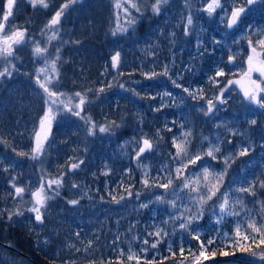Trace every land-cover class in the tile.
<instances>
[{
    "label": "trees",
    "instance_id": "1",
    "mask_svg": "<svg viewBox=\"0 0 264 264\" xmlns=\"http://www.w3.org/2000/svg\"><path fill=\"white\" fill-rule=\"evenodd\" d=\"M123 2L81 0L72 5L65 10L63 22L57 27L60 29L59 34L50 44L47 38L52 34L45 31L42 35L41 30L64 0H48L47 9L39 6L34 9L28 0H17L13 14L6 22L9 28L27 29V34L26 43L15 45L16 58L12 60L20 72H14L11 79L0 83V136L7 139V145L0 144V213L4 214L0 216V242L16 248L25 256L0 245V264H120L121 250L126 256L129 247L143 257L140 249L147 246L143 245L142 240L153 239L147 237V231L163 226L172 233L173 224L169 214L177 210L168 204L159 203H153L147 209L139 208L140 203L153 193L164 192L163 189L144 187L141 180L145 171L152 177L159 173L162 164L168 163L169 154L174 155L176 152L172 138L177 137L179 143L184 139L183 133L188 130L193 132L192 137H189L190 151L206 147L208 141L204 137L214 139L217 133L227 135L225 125L247 132L246 137H231L233 145L238 147L241 141L246 140L257 145L249 157H242L232 164L224 176L221 192L229 189L230 185L232 188L239 187L233 181H243L245 178L256 182L264 180V148L259 146L260 138L264 136V115L259 113H264V109L248 105L242 91L233 84L229 92L225 93L226 96L230 95V99L227 104L220 106L223 110L213 118L205 117L200 111V106H206V100L217 91L209 82V77L214 75L217 67L224 68L226 72L224 77L219 78L221 87L224 81H235L244 73L250 54L245 46L250 36L246 26L253 24L264 28V12L257 9L248 14L240 29L228 30L221 22V9L218 8L209 17L202 11L207 6L205 0H191L194 30L185 37L183 26L188 11L185 0H170L158 16L151 11L153 0H142V14L133 10V15L137 17L134 27L126 33L117 31L113 36L112 32L126 23L124 11L115 7L116 3ZM6 3L7 0H0V18L7 10ZM231 6L232 0H228L227 7ZM171 32L176 34L175 44L169 42ZM225 32L229 37L225 47L215 45L216 51L211 55L197 56L198 38L211 51L213 35L220 39ZM251 39L255 41L256 37L251 36ZM37 41L48 48L46 55L52 59H55L56 50L51 47L60 50L57 87L65 93V99L74 96L77 91L86 93L90 102L83 106L81 116L90 117L97 125L112 121L119 125L110 133L97 132L95 136H88V125L80 117L63 111L56 115L48 151L40 160L44 174L49 178L62 175L63 185L59 188V195L47 202L43 225L30 223L34 214L28 212L13 217L11 222L6 215L8 210H12L11 204L14 201L11 195L14 193L13 183L25 189L23 199L17 198L14 201L18 207L21 203H33L32 193L40 186L38 161L29 155L16 154L32 152L35 132L39 131L40 118L47 109L38 94L41 90H33L35 86L31 77L38 68L44 67L43 57L33 55L32 49ZM257 51L264 49L258 48ZM116 52L120 53V65L118 69H113L111 57ZM230 55L235 56L234 66L228 62ZM165 64L170 68L172 79L163 75L151 80L145 77L144 73L162 72ZM189 64L193 66L192 70L183 72V78L178 79L180 69ZM24 72L29 75L25 76ZM172 80L190 89H203L204 99H193L182 88H177ZM101 88L103 92L98 91ZM165 92L172 95L166 96ZM254 114L257 125L250 127L247 121ZM217 123L221 124L219 129L215 127ZM142 134L144 138L152 140L153 151L146 152L137 161V142L141 141ZM229 147L222 145L225 150ZM77 160H83L84 163L71 172L69 166ZM248 160H251V164L245 167L244 162ZM199 163L190 166L187 174L201 175ZM212 165L209 172H218L223 168L220 161H212ZM5 168L7 171H4ZM129 169L131 171H127ZM104 172L109 174L104 175ZM204 182L201 175L202 186ZM207 182H214L213 177L209 176ZM72 184L78 187L73 188ZM129 187L133 193L131 197L125 191ZM137 192L140 193L139 199L135 195ZM186 192L178 196L169 193L165 198L175 199L177 209L182 211L184 205L191 206ZM113 196L119 203L113 201ZM236 196H242L248 208L258 212L259 203L264 201V189H257L256 198L233 192V199ZM71 199H78L79 204H68L67 201ZM215 199L209 201V205ZM165 220H169V223L163 224ZM238 221L243 233L246 225L243 216L226 217L222 223L217 224L209 209L194 225L201 229L202 241L207 243L208 240H215L213 244L207 245L204 257H199L201 241L193 239L187 232L177 230L174 235L166 237L157 249L149 248L147 258L151 260L154 257L158 264H195L197 257L199 264H212L216 260L230 257L262 263L257 257L240 252L232 243L233 240L241 245L250 243L236 236ZM76 232H80L79 237L75 235ZM134 235L141 237V240H132ZM117 236L119 240L113 243ZM89 240L93 241L92 247L85 251ZM181 242L184 248L182 255ZM76 248L81 251H76ZM213 251L216 253L214 256ZM223 251H235V255L224 256L221 254ZM123 264H135V261L128 262L125 259Z\"/></svg>",
    "mask_w": 264,
    "mask_h": 264
},
{
    "label": "snow or ice",
    "instance_id": "2",
    "mask_svg": "<svg viewBox=\"0 0 264 264\" xmlns=\"http://www.w3.org/2000/svg\"><path fill=\"white\" fill-rule=\"evenodd\" d=\"M81 2V0H64V3L60 5L58 10L55 11L54 15L44 26V29L41 30L43 35L45 31H51L52 35L48 36L47 41L50 44L52 40L56 39L60 29L56 26L61 23V18L65 14V10L69 9L72 5ZM17 0H7L6 8L7 10L3 12L2 18H0V32L4 30V25L8 22L9 17L13 14L14 6L16 5ZM28 3L35 9L38 6L44 9L49 7L48 0H28ZM141 3L142 0H124L123 3H116L115 7L122 9L126 16L125 26L118 28L112 32V35L115 36L117 31L120 33H126L128 30L137 23V17L133 15V10L136 13H141ZM169 0H153L151 3V11L154 15H160L161 9L164 5H167ZM206 7L202 11L206 12L209 17H212L216 10L219 8L222 10L223 16L221 22L225 25L226 29H240L244 19L248 16L249 13L259 9L264 12V0H232L231 7H227L228 0H224V3H221V0H205ZM185 7L188 9L185 16V23L183 26V35L185 37L193 33L194 30V17L193 12L191 11V0H185ZM142 14V13H141ZM247 33L250 34L248 39V46L251 49V54L247 57L248 67L244 72V77L246 78L247 83L241 85V91L243 93L244 101L248 105H254L257 109H264V51L258 52L257 49H264V28H261L259 25L248 24L246 26ZM26 34L27 29H16L12 32L11 35L5 34L3 37H0V61L4 62V66L0 68V83H3L6 79H11L13 73H19L20 69L17 68L16 64L12 62L15 59L16 48L15 45H20L26 43ZM163 35V33H161ZM171 37L170 44H175V32L169 34ZM251 36H255L256 40L253 41ZM228 33L225 32L220 36V39H216L213 35L211 44L213 45L211 51L204 46L205 42L203 40L197 39V56L202 57L205 54L211 55L212 52H215V45H220L221 48L225 47L228 40ZM33 55L36 57H44V67L38 68L34 73L31 74L32 81L34 82V91L36 89L41 90L38 94L41 95V99L44 104L47 106L44 115L40 118V130L35 132L36 145L32 149L30 154L24 152H16L18 156L29 155L33 160L37 159L44 151V143L48 139V132L51 129V124L55 120L56 115L61 111H66L72 116L80 117L88 125L86 132L88 136H95L97 132L99 133H110L113 131L114 127H119L115 121L110 122L109 124L97 125L91 120L90 117L81 116L83 112V106L90 102L87 98L86 93L75 92L74 96H67L65 99V93L60 92L57 84L59 81V70L57 68V61L60 60L59 48L56 49L55 59L49 60L47 58L48 48L46 46H41L39 41L35 42L32 49ZM235 56L230 55L228 57V62L231 64L234 62ZM175 61L173 60V64ZM120 65V53L116 52L115 55L111 57V67L113 69H118ZM192 65L189 64L188 67L180 69V72L177 74L178 79H182V73L185 71H191ZM170 68L167 64L162 66V72L157 73L152 71L150 73H144L145 77L149 80L153 79L158 75L168 76L169 79L172 77L169 75ZM252 73H259L257 79L252 78ZM25 76L29 73L24 72ZM226 75L225 69L222 67H217L214 75L209 77V82L216 87L217 91L213 96L206 100V106L201 105L200 111L205 117L213 118L215 114L221 110V105L228 103L230 95L226 96L225 93L229 92L231 85L240 84L239 80L228 79L223 82V87H221L220 77ZM173 84L177 88H182L183 92L187 93L193 99H204V90L203 89H190L189 87H184L177 80H172ZM111 87V85H109ZM121 88L124 87L123 84L120 85ZM103 88L98 91L103 92ZM164 95L171 96L172 93L165 92ZM78 98V99H76ZM76 99V102L73 103V100ZM55 106V108L53 107ZM160 111V108L156 109ZM264 115V113H259ZM250 118L247 122L250 127L257 125V119ZM167 126V125H166ZM183 127V125L181 126ZM217 129L221 127V124L217 123L215 125ZM227 131V135H222L217 133L214 139L209 137H204V140H207V146L201 147L200 150L190 151L191 140L189 137H192L193 132L188 130L183 133L184 139L179 143L177 142L178 138H172V146L176 149L175 154H169V161L167 164H162L159 173H166L165 175H160L159 173L152 177L147 171L144 172V178L141 180V183L146 188H158L163 189L164 192L153 193L149 198L140 203L139 208L147 209L153 203L159 204H168L171 208L176 209V212L169 214V220L173 223V231L170 233L163 226L155 227L152 231H147V237L153 238L151 241L148 238L142 240L143 245L147 247H142L140 252L144 254L143 257L138 255L137 252L133 251L129 247L127 255L123 250L120 252L121 261L120 264H123V261L126 259L128 262L135 261V264H158V262L153 257L151 260L147 258V252L149 248L157 249L158 246L164 241L169 235H174L175 232H187L192 236L193 239L200 240V252L199 257L205 256V250L207 245H211L215 240H208L207 243L201 240L200 233L201 229L194 227L198 222L203 218L205 211L209 209L212 211V214L215 216V222L220 224L224 221L226 217H242L246 220V225L244 226L245 230L241 232V223L238 221L235 228V234L237 237H241L244 241H250L247 245H241L235 240L232 241L236 245V248L242 252L247 253L251 257H257L261 262H264V201L259 203L258 212H254L248 208L245 204L242 196H236L235 199L232 197V193L246 194L247 196L256 198L257 189H264V180L256 182L255 180L249 181L246 178L243 181H233V183H238L239 187L232 188L231 185L229 189L221 192V187L223 185L224 176L227 175L228 170L231 168L232 164L236 160L242 157H249L252 152L255 151L256 144L250 140L241 141L239 146L233 145L231 137L242 136L246 137L247 132L240 131L235 127L224 126ZM171 131V128H168ZM0 144L7 145V139L3 136H0ZM138 147L136 149V159L137 161L141 160V157L144 156L146 152L153 151V142L148 138H144L142 134L141 141L137 142ZM229 145L227 150L222 148V145ZM259 146L264 148V136L260 138ZM13 151H16L13 149ZM212 161H220L223 164V168L218 172H209L210 168H213ZM199 163V169H202V177L204 178L203 186L201 185V175L196 174H187V170L190 166L197 165ZM264 162V161H262ZM83 160H77L70 164V170H76L83 164ZM251 164V160L245 161L244 165L247 167ZM7 171V168L4 169ZM127 171H131L130 169ZM104 175H108V172H104ZM195 176V179H193ZM209 176L213 177L214 182H207ZM14 179V178H13ZM43 179V178H42ZM179 180L180 183L177 184L176 181ZM63 185V176L56 178L48 179L46 184L41 183L39 189L32 193L34 203L27 211L33 213V217L30 220V223L43 225L45 223V213L47 210V202L50 199H53L55 196L59 195V188ZM55 186V187H54ZM73 188L78 187L76 184L71 185ZM14 193H11L14 200L17 198L23 199L24 188L17 186L15 183L12 184ZM188 196L189 204L183 206V210L177 209V204L175 199H166V194H171L172 196H178L179 193L185 192ZM125 191L128 193V196L133 195L131 187L126 188ZM192 193L196 195L193 196ZM219 193V195H217ZM136 198L139 199L140 193H136ZM216 198L215 201L209 205V201H213V198ZM113 201L119 203L116 200V197L113 196ZM121 200L124 199L123 196L120 197ZM68 204L76 206L79 204L78 199H71L67 201ZM178 213V214H177ZM3 213H0V216H3ZM7 220L12 221L13 217H19L24 215V211L20 208L15 210H8ZM169 220H165L162 223L168 224ZM132 228H135V225H132ZM132 228L129 231H132ZM77 237L80 236V232H76ZM226 238L227 234H225ZM99 239V237H97ZM230 239V238H229ZM119 240L117 236L113 243ZM132 240L139 242L141 237L134 235ZM182 241V238H181ZM47 241H45L46 243ZM93 241L89 240L87 244V249L92 247ZM71 247H75L72 245ZM76 251H81V249L76 248ZM169 251H171V244H169ZM184 252V248L180 247L181 255ZM215 251L212 252L214 256ZM224 256L235 255V251H223L221 253ZM199 257H197L195 264H199ZM94 264V262H93ZM103 264V262H102ZM110 264V262H109ZM228 264H237V262L232 261ZM249 264H254V261H250Z\"/></svg>",
    "mask_w": 264,
    "mask_h": 264
},
{
    "label": "rangeland",
    "instance_id": "3",
    "mask_svg": "<svg viewBox=\"0 0 264 264\" xmlns=\"http://www.w3.org/2000/svg\"><path fill=\"white\" fill-rule=\"evenodd\" d=\"M64 16H65V14L62 16V19H61V23L59 24V25H57L56 27H59L61 24H62V22H63V19H64ZM16 29H14V28H12V27H7V23H5V25H4V30L2 31V32H0V37H3L5 34H7V35H11L12 34V32L13 31H15ZM50 33L52 34V32L50 31ZM15 47V46H14ZM51 48H54L55 50H56V48L55 47H51ZM47 58L49 59V60H51L52 58H50L49 56H47ZM43 60H44V57H43ZM3 61H0V68H2L3 67ZM247 67H248V63H247V65H246V70H247ZM258 76H259V73H252V78L253 79H257L258 78ZM241 83H240V86L241 85H245L246 83H247V81H246V78L244 77L243 78V80L242 81H240ZM76 102V99H74L73 100V103H75ZM64 113H66V114H69V113H67L66 111H63ZM55 125V120L52 122V124H51V129H50V131L48 132V139H47V142H46V144H44V151H43V154L42 155H40L37 159H36V161H38L37 162V167H38V171H39V174H40V185H41V183H44V184H46V182H47V180L48 179H51V178H49V177H47L45 174H44V172H43V165H42V162H41V157L43 156V155H45L46 153H47V151H48V145H49V140H50V138H51V132H52V130H53V126ZM40 130V129H39ZM35 145H36V140H35ZM43 178V179H42ZM40 187V186H39ZM15 201V200H14ZM14 201L12 202V201H10V202H12V204H11V209L12 210H15L16 208H20L21 210H23L24 212H28V213H30V214H33V213H31V212H29V211H27V209L29 208V207H31L32 206V204L34 203V200H33V203H31V204H26V203H21L20 204V206L18 207V205H17V203H14ZM14 203V204H13ZM173 224V223H172ZM171 224V225H172Z\"/></svg>",
    "mask_w": 264,
    "mask_h": 264
},
{
    "label": "bare ground",
    "instance_id": "4",
    "mask_svg": "<svg viewBox=\"0 0 264 264\" xmlns=\"http://www.w3.org/2000/svg\"><path fill=\"white\" fill-rule=\"evenodd\" d=\"M249 49V48H248ZM250 50V49H249ZM250 54H251V50H250ZM262 58H264V57H262ZM236 64V61H235V59H234V62L233 63H231L230 65H235ZM246 65H247V63H246ZM245 71H246V67H245ZM244 71V72H245ZM243 78H244V73H242L240 76H238V78L236 79V80H239V81H242L243 80ZM235 86L239 89V90H241V86H240V84H235Z\"/></svg>",
    "mask_w": 264,
    "mask_h": 264
},
{
    "label": "water",
    "instance_id": "5",
    "mask_svg": "<svg viewBox=\"0 0 264 264\" xmlns=\"http://www.w3.org/2000/svg\"><path fill=\"white\" fill-rule=\"evenodd\" d=\"M2 245H4V244H2ZM4 247H6L7 249H10L11 251L18 252L16 249H14V248H12V247H10L8 245H4Z\"/></svg>",
    "mask_w": 264,
    "mask_h": 264
}]
</instances>
